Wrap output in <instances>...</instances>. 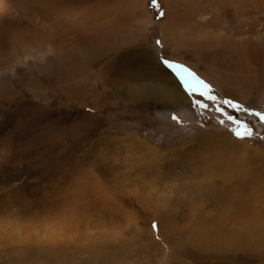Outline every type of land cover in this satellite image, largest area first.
I'll return each mask as SVG.
<instances>
[{"label": "rangeland", "instance_id": "1", "mask_svg": "<svg viewBox=\"0 0 264 264\" xmlns=\"http://www.w3.org/2000/svg\"><path fill=\"white\" fill-rule=\"evenodd\" d=\"M157 4L148 45L126 48L158 57L124 70L143 96L80 58L0 89V264H264V46L197 54L184 19L173 52Z\"/></svg>", "mask_w": 264, "mask_h": 264}, {"label": "bare ground", "instance_id": "2", "mask_svg": "<svg viewBox=\"0 0 264 264\" xmlns=\"http://www.w3.org/2000/svg\"><path fill=\"white\" fill-rule=\"evenodd\" d=\"M148 2L149 0H0V89L26 75H40L45 72L42 71L43 68L49 70V63L57 61L62 63L61 67L67 64L73 66L74 61L71 60L74 59L71 58H80L79 62L92 63V72L99 77L105 88L109 85H113V88L119 86L124 98L143 96L144 94L138 95L136 90L123 92L125 85L122 84L124 70L132 56H141L150 69L145 73L146 77L149 73L155 75L157 64L160 65L154 48H151L153 53L146 47V42L153 35L154 25ZM163 2L167 7V17L159 28L163 44L173 52L191 46L185 41L188 34L182 25L184 19V24L195 26L191 30L197 38L192 40L195 50H190L197 54L199 51L216 53L226 47L245 52L257 45L264 46V0ZM187 31L190 33V30ZM141 41L146 46L126 49L130 44ZM111 58H115L113 64L111 61L109 65L100 67L97 73L94 72L96 65L101 66ZM67 59L70 61L66 62ZM164 75L170 74L165 72ZM153 81L155 85L157 80ZM234 87V91L239 92L240 96L245 95V91L238 88V85L233 86V89ZM178 90L181 91L180 88ZM152 91L156 95H147L151 98L161 97V90ZM166 97L169 104H174L177 97L175 90L170 89ZM177 100L178 97L176 102Z\"/></svg>", "mask_w": 264, "mask_h": 264}, {"label": "snow or ice", "instance_id": "3", "mask_svg": "<svg viewBox=\"0 0 264 264\" xmlns=\"http://www.w3.org/2000/svg\"><path fill=\"white\" fill-rule=\"evenodd\" d=\"M152 6L153 7H158V4H157V0H152ZM160 15H163V13H160ZM159 43V42H158ZM171 66V65H170ZM203 87H205V88H207L208 86L205 84V85H203ZM201 95H203V93H201ZM209 99H215L214 97H212L211 95H209V97H208ZM226 103H229V104H231V102L229 101V102H226ZM233 107H239L238 105H233ZM253 115H255L257 118H258V120H259V122L262 124V125H264V114H261V113H259V112H254V113H252ZM173 119L175 120L176 119V117H173ZM235 135H236V137L238 138V139H245V138H250L251 136H252V132L250 131V130H248V131H246V133L244 134V135H242L238 130L237 131H235V133H234ZM153 228L155 229V228H157V226L155 225V224H153Z\"/></svg>", "mask_w": 264, "mask_h": 264}]
</instances>
